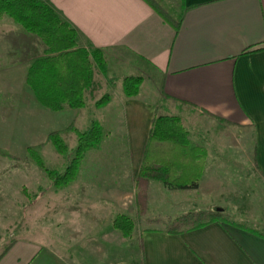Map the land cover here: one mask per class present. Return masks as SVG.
Wrapping results in <instances>:
<instances>
[{"label": "crops", "instance_id": "1", "mask_svg": "<svg viewBox=\"0 0 264 264\" xmlns=\"http://www.w3.org/2000/svg\"><path fill=\"white\" fill-rule=\"evenodd\" d=\"M43 1L77 30L80 47L104 53L106 74L95 68L85 98L89 93L110 92V101L98 109L107 111L105 119L112 118L124 127L121 135L129 146L123 154L131 160L135 179L155 116H176L189 132L192 144L207 151L204 174L196 189L165 187L176 205L186 210L177 215L213 208L232 213V207L244 205L234 194L239 191L236 184L223 177L231 173L215 165L216 157L201 144L206 138L201 135L212 127H222L224 135L207 137L245 160L264 182V0ZM180 16L181 26L176 28ZM22 47L24 44L16 38H0V57H16ZM41 47L38 57L44 56L45 46ZM23 53L26 56V51ZM18 64L9 68L0 64V72L16 70ZM23 71L22 91L27 93L28 68ZM131 76L143 77L144 81L139 94L128 98L123 80ZM9 77L16 78V74ZM14 102L20 106L12 104L10 116L0 122V148L11 153H16L11 150L13 141L25 153L29 146L45 141L56 130L58 119L54 113L67 109L47 110L35 96H18ZM97 122L101 125L102 121ZM10 175L4 166L0 167L3 206L10 205ZM30 175L25 173L18 180L22 186L35 181ZM154 183L159 182L150 185V203ZM105 221V217L97 216H87L82 223L73 221L76 225H69L68 232L74 239L67 247L26 239L14 241L0 264H123L120 240L118 246L114 241L115 247L110 250L113 258L107 260ZM91 222L99 223L92 226ZM248 228L254 233L214 223L179 236L146 228L139 231L138 237L144 264H264V233ZM101 229L102 237L95 235L104 240V245L91 236Z\"/></svg>", "mask_w": 264, "mask_h": 264}, {"label": "rangeland", "instance_id": "2", "mask_svg": "<svg viewBox=\"0 0 264 264\" xmlns=\"http://www.w3.org/2000/svg\"><path fill=\"white\" fill-rule=\"evenodd\" d=\"M162 5L165 6V4ZM166 10L170 16H174L170 9ZM8 36L19 40L24 44V47L19 48L20 53L16 57H0V64H5L8 68L12 64L19 63L16 70L7 68L6 72H0V122L10 116V107H14L12 104L15 107L20 106L14 102L18 96L34 98L30 88L25 87L27 93L22 91L25 86L22 83L23 70L24 67L29 68L34 60L40 58L38 55L42 54V42L37 37L27 33L9 17H4L0 19V38ZM37 45L39 46L38 50ZM42 46L44 45L42 44ZM44 48L46 50V47ZM23 51H26V56ZM13 73L16 74V78L11 79L9 75ZM109 93L108 91H103L99 95L89 93L90 96L86 97L85 108L80 110L65 108L64 113H54L55 118L58 119L54 131H62V137L70 150L68 156H61L53 145L47 142V139L37 144L40 146L38 151L43 157L46 167L63 173L73 159L77 146L76 133L66 131V129L74 124L77 130L84 132L90 127L92 121H102L104 133L102 141L85 154L78 176L69 186L55 188L45 171L39 168L29 156L28 150L26 153L23 152L15 141H13L15 146L11 150L18 154L4 150L15 159L0 158V167L4 166L10 172L12 180L11 190L8 192L10 205H0V255L14 241L20 239L67 247L72 244V239H74L68 232V226L76 225L73 221L82 223L83 218L87 216H97L106 218L107 260L113 258V252L110 250L115 247L114 241H117L116 245L118 246V240H120L123 264H144L142 244L138 237L139 231L146 228L164 230L161 224L153 222V220L166 219L169 215H177L186 211L176 205L170 192L165 190L161 183H154L153 198L151 203L149 201L147 214L145 216L138 214L134 195L136 193L134 169L131 160L126 158L127 154H123V152H127L129 146L121 135L124 127L118 126L112 118L105 119L104 115L107 111L99 110L96 107V103ZM95 101L97 102L94 103ZM224 134L222 127H212L207 133L201 135V137H206L205 142L201 144L216 157L214 163L215 165L217 163V167L229 170L231 174H224L223 177L229 183L236 184L239 193L234 194H236V198L239 197L244 202V205L241 203L232 207L234 212H225V214L230 221L242 223L246 227L264 233V182L253 174L251 166L245 160L238 158L235 153L234 156L226 147L219 148L218 145L223 147V144L214 143L211 138H208ZM202 138L200 139L202 140ZM232 151L235 152L234 149ZM215 165H210L209 168ZM30 172V178L35 181L32 184L29 183L28 187L22 186L18 180L24 177L25 173L29 175ZM118 215H126L134 221V231L136 232L133 234V231L131 237L126 238L120 231L112 228L111 221H114ZM91 223L92 226H95L99 222ZM101 224L103 225L102 221ZM102 233H104L103 229L96 230L91 236L97 237L95 239L104 245V240L99 239L102 237ZM95 234H101V236L98 237Z\"/></svg>", "mask_w": 264, "mask_h": 264}, {"label": "trees", "instance_id": "3", "mask_svg": "<svg viewBox=\"0 0 264 264\" xmlns=\"http://www.w3.org/2000/svg\"><path fill=\"white\" fill-rule=\"evenodd\" d=\"M183 1L180 0L181 3ZM162 15L166 17L164 13ZM4 17H9L19 24L46 47L45 56L31 63L26 76V84L38 103L52 112H61L65 108L83 109L86 106L85 93L93 84L95 68L106 74L104 53L98 49L80 47L77 30L43 0H0V19ZM180 26L181 16L177 20L176 28ZM143 81L140 76L126 77L123 80L126 97H136ZM109 101L110 95L107 94L96 103V107L101 108ZM66 131L76 133L77 146L73 159L63 173L46 167L38 151L39 145L27 149L29 156L45 171L57 189L67 187L76 180L85 154L97 147L104 135L103 128L97 121H92L84 132L77 130L74 124ZM47 142L51 143L61 156L69 155L70 150L62 137V131L49 133ZM0 156L15 159L2 149ZM206 160V149L192 144L189 132L179 117L156 115L152 122L143 164L135 180L138 214L145 216L148 212L149 191L153 181L170 190L196 189L204 174ZM153 222L161 224L166 233L174 236L214 223L231 224L254 233L248 227L230 221L221 208L187 212ZM112 225L126 238L131 237L135 228L134 221L126 215H118ZM11 247L12 244L0 255V260Z\"/></svg>", "mask_w": 264, "mask_h": 264}]
</instances>
